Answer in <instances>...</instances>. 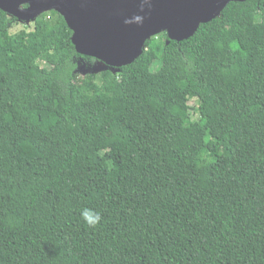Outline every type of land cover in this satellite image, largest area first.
I'll list each match as a JSON object with an SVG mask.
<instances>
[{"label": "trees", "instance_id": "obj_1", "mask_svg": "<svg viewBox=\"0 0 264 264\" xmlns=\"http://www.w3.org/2000/svg\"><path fill=\"white\" fill-rule=\"evenodd\" d=\"M16 21L0 9V264H264V0L100 71L57 11Z\"/></svg>", "mask_w": 264, "mask_h": 264}, {"label": "water", "instance_id": "obj_2", "mask_svg": "<svg viewBox=\"0 0 264 264\" xmlns=\"http://www.w3.org/2000/svg\"><path fill=\"white\" fill-rule=\"evenodd\" d=\"M231 1L245 0H0V9L25 22L55 10L80 54L122 67L143 54L151 37L167 31L172 40L190 38Z\"/></svg>", "mask_w": 264, "mask_h": 264}, {"label": "rangeland", "instance_id": "obj_3", "mask_svg": "<svg viewBox=\"0 0 264 264\" xmlns=\"http://www.w3.org/2000/svg\"><path fill=\"white\" fill-rule=\"evenodd\" d=\"M33 28H34V20L29 21V22L19 20V21H16L14 23V25L11 28V31L14 33V32H17L21 29H30L31 30ZM106 68H107V66L103 62H101L100 60L95 59V58H92L86 67H82L83 71H85V72L86 71H100V70H103ZM196 101H197V98H193L190 101V104L196 106L197 105Z\"/></svg>", "mask_w": 264, "mask_h": 264}, {"label": "clouds", "instance_id": "obj_4", "mask_svg": "<svg viewBox=\"0 0 264 264\" xmlns=\"http://www.w3.org/2000/svg\"><path fill=\"white\" fill-rule=\"evenodd\" d=\"M81 217L86 225L92 228L96 227L102 219L101 213L92 209L82 210Z\"/></svg>", "mask_w": 264, "mask_h": 264}]
</instances>
